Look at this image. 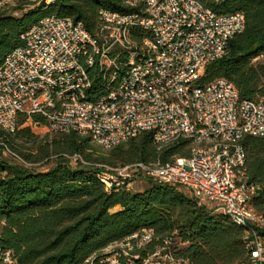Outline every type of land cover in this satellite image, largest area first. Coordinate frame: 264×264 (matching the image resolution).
Masks as SVG:
<instances>
[{
  "label": "built area",
  "instance_id": "2783aa9c",
  "mask_svg": "<svg viewBox=\"0 0 264 264\" xmlns=\"http://www.w3.org/2000/svg\"><path fill=\"white\" fill-rule=\"evenodd\" d=\"M15 2L0 0V10ZM119 2L134 11L100 9L93 34L79 20L48 14L20 35L22 45L0 62V128L13 132L20 116L27 122L35 114L44 122H31L47 132L87 135L102 149L142 131L152 132L157 150L182 144L187 154L165 163L107 166L99 174L104 189L129 188L140 176L175 186L244 227L248 256L236 264H264V217L250 204L258 186L244 182L242 144L244 136H264V96L240 99L223 77L201 83L205 66L242 30V14H217L197 0ZM133 28L146 35L133 38ZM93 75L104 89L90 98ZM2 153L32 165L5 146ZM152 239L151 228H140L83 264H186L166 243L146 249ZM0 264L19 263L0 245Z\"/></svg>",
  "mask_w": 264,
  "mask_h": 264
},
{
  "label": "trees",
  "instance_id": "16d2710c",
  "mask_svg": "<svg viewBox=\"0 0 264 264\" xmlns=\"http://www.w3.org/2000/svg\"><path fill=\"white\" fill-rule=\"evenodd\" d=\"M217 14L239 12L244 23L232 35L224 53L205 66L201 83L223 77L240 99L264 96V0H197ZM18 15L7 13L13 7ZM0 10V62L22 45L20 35L40 17L67 16L93 34L98 11L130 12L119 0H56L49 4L16 0ZM132 37L145 32L133 28ZM88 97L103 93L101 75L91 76ZM32 122L43 123L38 115ZM18 119L13 132L0 128V245L10 249L19 264H83L114 241L151 228L146 249L167 244L186 264H236L248 256L244 227L223 212L198 206L179 188L147 177L141 190L114 187L106 191L99 178L106 167L134 162L165 163L186 155L182 144L157 150L152 132L142 131L110 149L97 147L87 135L74 131L49 132L21 149L15 138H25L29 127ZM93 143V144H92ZM244 182L257 185L251 206L264 217V136H244ZM7 147L32 165L26 167L2 153ZM78 155L81 160L71 161ZM9 157L10 159H8ZM264 236V228L258 231Z\"/></svg>",
  "mask_w": 264,
  "mask_h": 264
},
{
  "label": "rangeland",
  "instance_id": "374dc122",
  "mask_svg": "<svg viewBox=\"0 0 264 264\" xmlns=\"http://www.w3.org/2000/svg\"><path fill=\"white\" fill-rule=\"evenodd\" d=\"M39 1L40 0H30L29 6L38 4ZM15 6H16V4L13 7L8 8L6 10V12L7 13H12L14 15H18L20 13V11L14 10L13 8ZM22 127H29V131L31 133L29 134V136H27L25 138H22V137L15 138V140H14L15 144H17V143L18 144H22L23 147H21V149L24 148V147L29 146L31 143L33 144V142H36L38 140V138H41L43 135L49 133V132L46 131V129H45L44 126L33 124L31 121H27L24 124H22L21 126H19V128H22ZM95 146H97V145H95ZM97 147H99V146H97ZM6 156H8V155H6ZM9 157H7V158L10 159ZM173 157L174 156H172V158ZM146 180H147V177L146 176H140V177L134 179L132 181L129 189L132 190V191L133 190H141V189H143L146 186ZM218 211L221 212V210H218Z\"/></svg>",
  "mask_w": 264,
  "mask_h": 264
}]
</instances>
